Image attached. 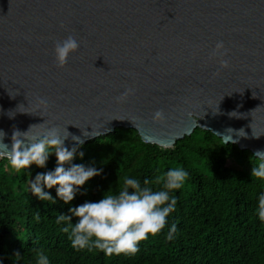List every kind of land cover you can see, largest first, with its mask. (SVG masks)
<instances>
[{"label":"water","instance_id":"95a60500","mask_svg":"<svg viewBox=\"0 0 264 264\" xmlns=\"http://www.w3.org/2000/svg\"><path fill=\"white\" fill-rule=\"evenodd\" d=\"M68 35L80 47L59 67ZM31 125L29 136L55 126L83 143L135 128L167 148L197 127L243 128L234 144L264 149V0H0L4 142Z\"/></svg>","mask_w":264,"mask_h":264},{"label":"trees","instance_id":"16d2710c","mask_svg":"<svg viewBox=\"0 0 264 264\" xmlns=\"http://www.w3.org/2000/svg\"><path fill=\"white\" fill-rule=\"evenodd\" d=\"M75 147L66 168L83 164L100 171L80 186L68 204L58 198L55 204L40 201L25 191L37 173L54 169V153L46 167L33 164L20 172L0 159V264H14L16 251L22 256L18 264H36L37 249L48 255L50 264H264V223L255 212L264 180L250 175L256 162L254 157L251 162V150L224 144L221 137L199 127L164 151L143 141L135 128L124 127ZM172 167L189 173L172 193L177 199L175 210L165 229L140 241L134 255L77 251L55 222L60 213L70 214V207L97 201L107 190L118 191L126 176L142 184L147 179L155 188L156 178ZM45 190L56 195L55 187ZM37 212L39 221L34 218ZM77 219L73 217L72 223ZM171 224L176 232L168 240Z\"/></svg>","mask_w":264,"mask_h":264},{"label":"clouds","instance_id":"9594fccd","mask_svg":"<svg viewBox=\"0 0 264 264\" xmlns=\"http://www.w3.org/2000/svg\"><path fill=\"white\" fill-rule=\"evenodd\" d=\"M80 47L79 41L72 35H68L61 41L55 42L54 55L57 66L66 65L70 53L77 51ZM224 42L217 41L214 54L224 50ZM222 55L226 51L221 52ZM221 66L227 67L228 61L221 60ZM132 90L128 89L123 95ZM41 104L47 101L41 99ZM11 113V112H10ZM9 115H14L11 113ZM234 112L229 113L233 115ZM165 115L162 109L153 114V119L163 121ZM35 125V124H34ZM14 129L11 135V145L4 142L6 133L0 129V159L7 161L16 172L29 169L35 164L37 167H46L49 156L54 153L56 166L47 172H40L30 179L25 191L31 193L40 201L55 204L57 198L65 204L71 202L76 194L90 178L99 174L95 167L83 164H71L70 162L77 152V147L69 149L65 146V140L69 136L73 140L83 141L75 135L66 132L61 135L55 126H51L42 136H29V130ZM221 137L224 144L237 142L236 137H245L247 133L243 128H227L225 134L215 133ZM167 145H160L162 151L167 150ZM83 156V152H80ZM253 157L255 163H253ZM253 164L251 177L264 180V149L257 150L250 158ZM189 173L182 167H172L156 178L157 187L149 186V180L145 179L143 184L140 179L126 176L122 186L116 192L107 190L101 199L97 201H85L82 204L70 207L68 213H60L56 217V224L62 225L61 231L68 234L71 247L77 251L87 250L89 252L101 251L105 256L134 255L139 251V242L146 240L149 235L155 236L162 232L168 225V217L174 212L177 203L176 196L172 193L180 189L185 183ZM55 187L56 195L45 189ZM256 215L261 223H264V191L258 195V203L255 209ZM73 217L78 218L72 223ZM36 221L40 220L39 213H34ZM176 225L168 227L166 238L173 239ZM36 264H50L48 255L37 249L35 251ZM22 256L19 251L13 254L14 264H18Z\"/></svg>","mask_w":264,"mask_h":264}]
</instances>
